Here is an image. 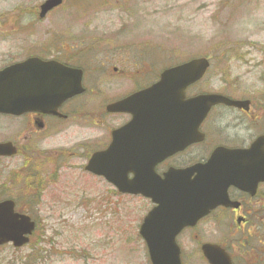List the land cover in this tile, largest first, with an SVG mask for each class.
Wrapping results in <instances>:
<instances>
[{
  "label": "flooded vegetation",
  "instance_id": "1",
  "mask_svg": "<svg viewBox=\"0 0 264 264\" xmlns=\"http://www.w3.org/2000/svg\"><path fill=\"white\" fill-rule=\"evenodd\" d=\"M65 4L63 0L46 18ZM73 7L80 10L81 5L73 3ZM40 8L35 14L45 20L40 18ZM68 31L61 36L59 45L29 50L0 68L2 71L33 61L36 65L29 71L21 70L24 76H45L41 65L58 63L63 70L56 77L68 94L48 111L0 114V145H9L8 151L0 155V202L12 200L19 211L20 202L26 201L23 210L32 209L40 197L43 199L52 188L62 184L67 166L79 162L77 167H69L80 171L79 177L102 187L97 188L110 200L111 196L134 198L138 197L134 194L143 193L189 195L191 208L184 207V211L175 214L166 207L152 219L149 216L158 205L150 198L139 197L144 200L140 223L148 218V223L154 225L146 239L171 237L173 232L169 230L173 229L164 226L173 223L175 217L179 221L188 217V210L199 218L176 236L182 264H186L185 254L190 251L185 242L191 237L199 241L202 256V246L214 244L228 253L233 264H238L240 258L249 264H264V182L257 184L254 176L245 175L243 165L234 159L225 163V156L221 155L216 161L211 160L220 148L245 150L264 137V61L248 52V45L228 44L219 61L225 64L224 70L209 75L214 68L209 58L206 74L185 87L183 93H176L172 106L163 108L160 114L151 108L144 110L143 102L137 98L128 111H115L113 106L143 93L161 80L162 73L152 78L144 75L143 44L78 43L68 37ZM242 47L247 49L239 53ZM234 53L238 54L235 58L228 57ZM248 67L252 71L246 73ZM241 68L246 71L241 72ZM257 69H261L259 77L254 76ZM253 77L255 86H245V90L244 82ZM210 96L226 101L217 102L210 109L204 101H197ZM136 119L140 122H134ZM55 138L65 142L59 150H51L50 141ZM94 158L96 163L89 170ZM258 160L254 170L260 174V156ZM207 165L212 174L222 173L226 178L228 173L232 175L229 180L220 181L222 186L217 189L224 203L211 211L208 202H212V197L208 191L212 190V180L207 176ZM224 183L229 186H223ZM211 226L231 227L233 231L224 243L204 240V235H211V228L207 229ZM146 239L144 249L149 256ZM256 239L260 242L258 249L253 245Z\"/></svg>",
  "mask_w": 264,
  "mask_h": 264
},
{
  "label": "rangeland",
  "instance_id": "2",
  "mask_svg": "<svg viewBox=\"0 0 264 264\" xmlns=\"http://www.w3.org/2000/svg\"><path fill=\"white\" fill-rule=\"evenodd\" d=\"M45 1L0 0V68L29 50L59 45L68 30V37L78 43L143 44L144 75L150 78L202 57L213 61L209 75L219 74L228 44L248 45V52L264 61V0H66L64 8L40 20L35 11ZM73 3L81 5L80 10ZM234 55L238 54L228 57ZM250 71L248 67L246 73ZM260 74L261 69L254 72ZM254 83L253 77L244 82V89ZM64 144L60 138L50 141L51 150ZM78 164L71 162L62 184L29 209L39 222L31 245L19 251L0 248V264H149L138 234L144 200L119 196L110 200L93 180L79 177L81 172L74 170ZM25 202H20V211H28L22 208L27 207ZM209 228L211 235H204V240L221 243L233 231L226 226ZM198 242L193 237L185 242L190 248L186 264H207ZM253 245L260 248L259 240ZM240 259L238 264H249Z\"/></svg>",
  "mask_w": 264,
  "mask_h": 264
},
{
  "label": "water",
  "instance_id": "3",
  "mask_svg": "<svg viewBox=\"0 0 264 264\" xmlns=\"http://www.w3.org/2000/svg\"><path fill=\"white\" fill-rule=\"evenodd\" d=\"M62 0H48L41 7V17H44L50 10L60 5ZM36 63L28 61L18 66L8 67L0 72V113L2 114H21L25 111L32 109H39L48 111L51 108H55L62 101H64L68 94H65L64 88L60 87L59 80L56 74L60 75V65L54 62L41 65L47 75L28 74L24 76L22 69H31ZM207 63L204 60L193 61L182 67L171 69L164 73L159 83L147 89L141 95H138V100L143 102L144 110L151 108L155 114H160L163 108L172 106L174 94L177 91V85L180 84L185 87L191 83L197 81L206 71ZM50 74V76H48ZM181 75V79L177 77ZM200 101H204L208 108L217 102H222L223 99L219 97H203ZM129 103L124 102L115 106L114 110H129ZM134 122L139 123L140 119H136ZM264 138L258 139L250 149L244 151H226L220 149L217 151L212 160L216 161V158L221 156L222 152L225 154L223 162L229 163L234 156H238L237 164L246 165L243 166L244 173L255 176L258 181L264 182ZM9 149V145H0V155L6 153ZM260 160V174L258 170H254V165L259 163ZM96 158L90 162L89 170H92L93 164ZM240 160V161H239ZM206 168L203 167V169ZM207 176L212 180L209 190V195H212V205H222L223 202L220 196L222 193L217 188L222 186L221 180L227 181L232 175L229 173L226 175L222 173L212 174L210 167L207 165ZM242 170L239 169L241 174ZM223 186L228 187V183H224ZM185 193L176 194H142L143 197L152 199L158 207L150 214V219L157 216L164 208H169L172 211L178 212L180 209L184 211V207H192V203L189 201V195ZM220 195V196H219ZM210 207V206H209ZM209 210L211 209L208 208ZM188 210V209H186ZM191 212V210H188ZM192 218L193 216H189ZM189 217L181 219V221L188 220ZM179 220V218H177ZM150 222L147 226H150ZM36 228V224L27 215L16 213L15 204L13 201H5L0 203V246L6 244H12L15 248H22L30 242L29 237L33 235ZM141 235L144 237V225L141 229ZM150 259L152 264H181L179 258V249L176 244L170 242L161 246L156 242L154 245L150 244ZM165 251V253H164ZM204 255L208 259L210 264H232L230 258L216 246L204 247Z\"/></svg>",
  "mask_w": 264,
  "mask_h": 264
}]
</instances>
